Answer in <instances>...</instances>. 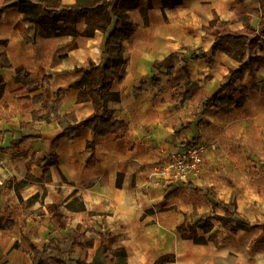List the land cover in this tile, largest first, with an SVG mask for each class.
Instances as JSON below:
<instances>
[{"label":"crops","instance_id":"1","mask_svg":"<svg viewBox=\"0 0 264 264\" xmlns=\"http://www.w3.org/2000/svg\"><path fill=\"white\" fill-rule=\"evenodd\" d=\"M74 1L60 0L63 5ZM195 1L183 0L181 4L162 11L161 0H151L146 25L139 10L130 12L137 28L124 42L125 55L129 59L128 74L123 82L113 86V90L120 93V100L108 102V106L115 109L116 118L127 124V130L118 131L110 137H99L80 127L77 137L53 147L52 140L60 133L58 124L36 122L33 128L41 136L20 145L13 144L10 149L17 151L18 161L25 166L22 177L26 178H23L26 183L19 193L30 196L42 189L38 182L26 177L27 173L40 178L44 169L50 171L51 180L44 184L43 191L50 188L54 170L63 175L72 181L67 185L71 198L79 196L86 207L84 211H67L69 220L64 231L68 233L78 226L79 233L84 231L91 238L97 237L95 231H112L118 236L116 245L123 246L127 251V264H151L164 253L175 255V261L165 264H264V227L232 233L215 224L207 236H214L217 244L211 240L206 244H195L180 238L176 232V226L183 222V213L190 214L196 208L198 215L204 214L213 208L215 199L227 202L233 194L240 216L251 224L264 221V167H246L249 158L252 163L257 158L264 160V69L256 77L243 80L244 85L256 87V90L250 91L243 106L228 111L212 108L202 113L196 110L197 114L194 109L198 107V99L185 101L179 107L173 106L171 91L166 87L170 86L167 81L172 77L157 75L164 87L160 91L149 78L154 60L162 59L171 51L183 50L182 41L192 39L191 28L196 27L193 26L197 16L195 12L207 16L200 23L199 38L203 35L201 26L211 19L212 11L223 20H235L238 14H243L250 18L251 26L257 29L259 25V0H200L205 2L200 7L193 6ZM146 6L147 0H140V7ZM21 17L16 8L7 9L1 16L0 40H7L8 43L6 47H0V52L6 53L14 68L22 67L32 77L42 66L51 78V89L66 91L60 107L61 114L74 112L78 120L84 119L92 113L91 104L77 103V90L69 84L77 77L75 67L83 66L88 59L96 64L102 61L101 42L105 33L96 31L92 37L38 36L35 43H25L14 29ZM237 23L238 28L242 27L239 20ZM83 26L80 23L78 29ZM205 40L209 44L212 41L211 38ZM71 44L76 47L59 65L50 67L54 52ZM219 54L228 67L235 66L233 60L223 53ZM198 61L203 60L190 62ZM0 74L6 82L0 98V131L4 132L5 141L14 139L16 142L28 132L19 127L20 123L31 119L30 110L23 111L20 104L24 95L32 96L36 92L27 93L18 89L19 84L13 79L15 69L0 67ZM205 88L203 83V91ZM181 124L186 125L181 137H177L174 131ZM193 137L206 145L203 165L185 177L173 172L160 175L158 169L163 159L182 147V139L193 141ZM87 140H94L93 151L85 152ZM51 152L57 155L56 164L44 165L42 159L49 157ZM91 153L94 154V161L87 164ZM10 175H14L13 171ZM118 175L120 186L115 184ZM185 182L211 187L216 198H211L209 193L194 191L183 184ZM57 183L61 189L67 187L64 183ZM3 188L4 184L0 190ZM14 193L13 188L0 193V215H4L1 213L4 208L14 209ZM48 203L57 204V201ZM41 208L46 217L47 226L44 229L53 231L51 214L45 205ZM215 211L218 214L224 212L220 207H215ZM18 221L12 216L0 218V264H30L32 255L25 240L39 249L48 241V237L37 236L41 234L40 229L33 235L24 223ZM16 225L19 227L18 234L7 235L5 229L15 228ZM94 252L95 248H92L74 254L84 256L86 253L90 259Z\"/></svg>","mask_w":264,"mask_h":264},{"label":"trees","instance_id":"2","mask_svg":"<svg viewBox=\"0 0 264 264\" xmlns=\"http://www.w3.org/2000/svg\"><path fill=\"white\" fill-rule=\"evenodd\" d=\"M183 0H161V7L173 8ZM261 17L256 28L248 22L240 29L233 28L234 20L220 19L215 11L207 24L201 26L202 39L211 37L213 40L207 49L193 48L189 51H171L162 59H156L151 64L150 79L157 90L162 89L161 80L157 75L172 77L178 74L179 78L174 83L177 94L173 97L180 102L193 101L195 92L200 89L199 82L191 80L188 63L192 60L203 59L206 66L215 64L214 57L218 52H223L227 57L236 62V66L227 69L226 80L223 81L213 93L199 102L201 112L212 108L228 111L241 107L255 86L248 87L242 82L246 77H256L264 69V0H259ZM9 8H16L21 14V19L15 24L14 29L19 32L25 43H35L38 36L43 38H56L62 36L92 37L96 31L105 33L101 42L102 61L98 64L88 59L83 66L74 68L77 75L69 87L77 90L75 101L77 103L89 102L92 113L82 120H78L74 112L61 114L60 107L66 91L51 89V78L46 75L45 69L40 66L34 77L30 76L22 67H13L5 52H0V67L15 69L14 82L19 84V90L27 93L36 92L32 96L24 95L20 107L23 111L30 110V121L21 122L20 128L27 130L15 142L20 145L27 140L41 136L33 128L36 122H56L60 133L53 138L52 146L56 147L79 135L80 127H85L92 134L99 137H110L118 131H126L127 124L116 118L115 109L108 106L109 101H119L120 93L113 90V86L125 80L128 71L129 59L125 55L124 42L135 32L137 26L130 16L133 10H139L144 24H147L148 9L151 0H147L145 8L140 7V0H75L72 4L63 5L60 0H0V19ZM242 17V14H238ZM83 23L81 30L78 25ZM110 27V30H108ZM7 40H0V47L7 46ZM76 47L75 44L57 49L50 62V67H55L67 57L68 53ZM183 82H181V79ZM209 78H205L208 80ZM6 82L0 74V98L3 95ZM186 125V124H185ZM182 124L175 129L174 135L181 136ZM193 141L184 138L181 146H188ZM94 140H87L85 152L93 151ZM133 147V146H131ZM57 155L54 152L43 158L44 165L56 164ZM94 154L91 153L87 164L93 163ZM28 169V162H27ZM120 175L117 176L116 186H120ZM29 180L38 182L44 190V184L51 180L50 171L43 170L40 178H35L27 173ZM119 177V178H118ZM196 192L209 193L211 198L216 194L211 187H199L191 182L183 183ZM213 208L198 215L196 208L188 213H183V222L176 226L177 235L182 239H189L195 244H206L208 240L217 244L214 236L207 234L215 224L228 229L232 233L240 230H249L252 227L263 228V222L251 224L239 215L236 208V196L227 201L215 199ZM53 226V234H49L46 245L39 249L29 240H25L28 252L32 255L30 264H127V251L123 246L116 245L118 236L110 230L95 231L97 237H88L85 232L76 229L67 233L68 246H62L61 231L67 228L69 216L56 203L45 205ZM215 207L223 209V214H218ZM69 212L86 210L85 204L78 201L76 205L65 204ZM87 230H92L87 228ZM94 231V230H93ZM55 233V234H54ZM97 243V244H96ZM95 248L91 258L85 253L75 255L77 251ZM21 249V248H20ZM175 261L173 253H164L157 256L151 264H165Z\"/></svg>","mask_w":264,"mask_h":264},{"label":"rangeland","instance_id":"3","mask_svg":"<svg viewBox=\"0 0 264 264\" xmlns=\"http://www.w3.org/2000/svg\"><path fill=\"white\" fill-rule=\"evenodd\" d=\"M204 3L205 2H203V1L197 0L192 4H193V6L200 7ZM164 9H162V11ZM194 15H197L194 17V22H193V26H196L195 27L196 29L191 28V32L193 33L192 39L190 41H182L183 50H175V51H186V50L189 51V50H191L193 48H197V47H202L205 49V47L208 46L209 42L206 41L205 39L199 38V33H198V30L200 28L199 27L200 23H202L207 18V16L204 13H197L196 14V12L194 13ZM163 17H164V19H166V16L164 15V13H163ZM237 17H238L237 19L239 20V22L242 23V27L248 22V19L250 20V18L246 15H243L242 17H239L237 15ZM237 19L234 20L233 28L240 29L242 27H240V28L237 27L239 25L237 23V21H238ZM147 20H148V17H147ZM202 25H205V24H202ZM207 38H211V37H207ZM210 44H209V46H210ZM219 53H223V52H218L215 55V57H214L215 64L212 67L206 66L203 59H202L203 61H201V62L198 61L199 63H197V62L188 63V69L190 72L191 80H195V81L199 82L198 84L200 85V89L195 96V100L198 99L201 101L204 98L209 97L207 94H212L216 85L219 84L221 81L226 80L227 69L233 68L236 66V62L233 61L235 63V66L228 67V64L223 62L224 59H223V57H221L222 55H220ZM178 76H179L178 74H176L175 76H172V78H170V80L167 81V82H170V86L168 87L166 85V87L169 88L171 91L172 100L174 101L173 106H176V107H179V105H182L184 103V102H180L179 99L173 97L174 95L177 94V91L174 88L173 84L175 83L176 79L179 78ZM207 77L209 78L208 81L205 80V78H207ZM224 77H225V79H223ZM211 78L214 79L215 83H214V81L211 80ZM181 82H183V79H181ZM203 83L206 85L205 91H203V89H202ZM154 86L156 87V85H154ZM162 89H164L163 86H162ZM196 110H199V111L201 110L199 105L196 109H194V112H196ZM197 112L195 114H197ZM178 128L179 127H177V129ZM13 133H15V132H13ZM0 134H2L0 137V178L3 179V184H4V188L2 190H0V193L4 192L6 189H9V188H13L15 190V193H14V196H15L14 204L15 205L13 206L14 209L4 208V210L1 211V213L4 215H0V218L1 217L4 218L5 216H7V217L12 216L14 220H19L18 221L19 223H21V222L24 223L26 225V228L28 230H30V233H32L33 235H35V231L40 229L41 234L38 233L39 235H37V236L47 238V236L49 234H53V231H49L48 229H46V230L44 229L47 226V224H46L45 214H42V213H44V210L41 208V206L46 205L45 203H48L50 201L51 202L57 201L59 208H61L65 213H67V210H65V208H64L65 204L76 205L78 203V201H81V200L79 199V196H76V195H74V197L71 198V191L68 192L70 190V188H68L67 185H70L72 183V181H68L67 178L64 177L63 175L57 174V172L55 170H54V175L52 176V181L50 182V188L49 189H46L45 191H43L41 188H39L38 192L33 193L30 196H27L28 193L20 194L19 189L21 187H23V185L26 183V180H25L26 178L22 177V174L25 173V166L18 161L19 155H18L17 151L10 150L11 148H13V144H15V142H14L15 140L13 139L14 141L12 140L10 142L5 141L4 140V138H5L4 132L0 131ZM191 140H193V143L199 142L197 137H195V138L193 137V139H191ZM5 156H7V159H5ZM167 158H168V156H166L163 159L162 164L160 165V167L158 169V172H159L161 166H163V164ZM9 160L11 162H9ZM202 165H203V162H202ZM256 165H258L260 168H263L264 167V160L257 158L256 162L252 163V159L249 158V162L247 163L246 167H251V166L256 167ZM21 170L23 173H21ZM11 171H13V174H14L13 176L10 175ZM23 178H25V179H23ZM57 182L64 183L65 186H67V187H65V189H61V186H59ZM10 211L14 212V214H8ZM17 225H18V223H17ZM17 225L15 228L5 229L6 234L10 235V236H12L14 234L17 235L18 234L17 230L19 228ZM68 228H71V227H68ZM27 229H26V232L28 231ZM60 235L62 237V246L64 248H67L68 240H67L66 231L61 232ZM89 252L91 254L93 253V251H89Z\"/></svg>","mask_w":264,"mask_h":264},{"label":"built area","instance_id":"4","mask_svg":"<svg viewBox=\"0 0 264 264\" xmlns=\"http://www.w3.org/2000/svg\"><path fill=\"white\" fill-rule=\"evenodd\" d=\"M206 145L202 142L182 146L180 149L168 155V158L161 166L159 173L165 176L167 173H174L177 176L185 177L196 171L202 165ZM0 186H3V179L0 178Z\"/></svg>","mask_w":264,"mask_h":264}]
</instances>
